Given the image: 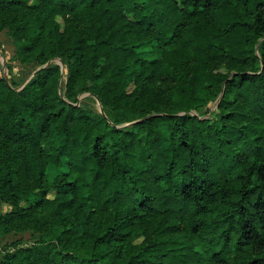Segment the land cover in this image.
I'll return each instance as SVG.
<instances>
[{
	"label": "trees",
	"instance_id": "1",
	"mask_svg": "<svg viewBox=\"0 0 264 264\" xmlns=\"http://www.w3.org/2000/svg\"><path fill=\"white\" fill-rule=\"evenodd\" d=\"M3 29L48 65L0 72V239L35 236L0 264H264V0H0Z\"/></svg>",
	"mask_w": 264,
	"mask_h": 264
},
{
	"label": "rangeland",
	"instance_id": "2",
	"mask_svg": "<svg viewBox=\"0 0 264 264\" xmlns=\"http://www.w3.org/2000/svg\"><path fill=\"white\" fill-rule=\"evenodd\" d=\"M15 45L13 43L12 38L8 34L7 29H3L0 31V72L6 78V80L14 86L16 89L22 88L40 69L47 66H39L35 63H21L15 56ZM56 62L59 61L56 59ZM60 64V63H59ZM63 79H66L65 74L63 73ZM220 98L216 101L212 102L209 106L201 109L202 116H211L215 113L217 108V104ZM79 103L84 106L91 107L96 112L107 116V113L102 106L99 99L92 94L91 92H85L84 94L80 95ZM196 114V112H193ZM130 123H123L120 126L128 125ZM58 168L54 166H50L49 173L56 174L58 173ZM10 209L9 204H2L0 211L5 212ZM17 239H22L25 244H29L30 242L35 240V236L30 231L27 232H19V233H11L8 236L3 237L0 239V251H2L3 247L9 246L13 241Z\"/></svg>",
	"mask_w": 264,
	"mask_h": 264
},
{
	"label": "water",
	"instance_id": "3",
	"mask_svg": "<svg viewBox=\"0 0 264 264\" xmlns=\"http://www.w3.org/2000/svg\"><path fill=\"white\" fill-rule=\"evenodd\" d=\"M59 61V63L61 64V66H63V62L60 58L57 59Z\"/></svg>",
	"mask_w": 264,
	"mask_h": 264
}]
</instances>
